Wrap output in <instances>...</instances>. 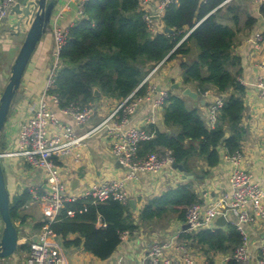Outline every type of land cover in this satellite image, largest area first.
<instances>
[{"label":"trees","instance_id":"16d2710c","mask_svg":"<svg viewBox=\"0 0 264 264\" xmlns=\"http://www.w3.org/2000/svg\"><path fill=\"white\" fill-rule=\"evenodd\" d=\"M221 2L179 0L166 8L161 17L164 27L155 31L145 18L140 0H91L86 5L87 17L70 29L52 92L60 96L61 106L93 103L100 98L95 94L96 87L105 96L124 99L159 62L188 56L193 44L197 45L199 53L194 60H181L182 80L200 95L212 87L220 93L230 92L216 125H207L204 112L193 99L169 91L164 106L168 131L150 125L148 130L154 136L140 142L139 154L169 151L174 161L196 173L199 180L204 179L221 162L220 149L226 148L229 154L240 150L246 132L242 125L246 86L240 80L241 59L234 52L237 29L223 22L230 14L237 25L240 6L231 2L223 9ZM255 21V17L248 16L246 24ZM165 27L173 31L165 32ZM226 133L229 136L224 139ZM197 160L204 161L207 168L196 170ZM31 198L29 189L14 198L11 212L15 222L20 219V207ZM195 202L203 203V199L189 181L151 198L141 210L140 219L147 224L175 215L185 221L189 206ZM68 209L75 210L74 216L67 214ZM51 226L62 246L82 248L100 260H108L117 251L122 233L139 227L129 202L94 203L83 198L68 202ZM71 234L77 236L72 239ZM180 241L210 257L233 253L242 244V234L228 223L213 229L182 231ZM29 248V243L19 246L20 250ZM227 264L240 263L230 260Z\"/></svg>","mask_w":264,"mask_h":264},{"label":"crops","instance_id":"0c3cea01","mask_svg":"<svg viewBox=\"0 0 264 264\" xmlns=\"http://www.w3.org/2000/svg\"><path fill=\"white\" fill-rule=\"evenodd\" d=\"M236 2L240 6L239 23L237 25L234 24L230 19V14L225 16L223 22L237 29L234 52L241 59L242 74L240 80L246 86L245 110L242 120V125L246 132L241 146L244 155L243 166L253 173L254 181L264 187V94L255 85L261 72L260 67L264 64V42H262L260 47H256L254 43L255 34L264 32V3L260 5L255 0H234L232 4H236ZM156 3L157 0H152L150 9H153ZM226 6H223V9H226ZM77 11V4L73 0H59L56 5L52 19L53 23L38 43L24 74L21 87L14 98L12 109L1 137V148L4 152L17 150L21 124L30 117L33 108L44 92L49 68L53 60L54 25L57 23L64 28L74 27L79 17ZM248 16L256 18V21L251 25L246 24ZM14 18L15 15L10 12L1 30L0 94L7 84L12 65L29 27V25L22 24L21 30L17 32L16 29L12 28ZM156 23L157 27L159 24L163 25L161 18H158ZM197 55L198 52L194 50L193 53L183 58L184 60H189L190 57L192 61ZM180 60L176 58L165 62L153 78V81L159 89L173 91L184 96L181 90L186 85L183 84L182 80L183 70L180 66ZM174 65H176L175 68ZM175 82L180 83L182 88L172 89L171 85ZM187 86L194 88L192 85ZM206 92L222 95L224 98L230 93H220L214 87ZM200 98H205L206 103L202 104L201 101L195 100L194 103L204 112V116L207 119L210 105L209 98L206 94L200 95ZM120 100L100 93V98L93 102L96 105L95 113L91 120L84 125H78L74 118L63 114L60 108L54 104H51V106L65 123L72 125L78 134H82L98 125L111 113ZM146 103L142 104L138 112L132 116L133 125L146 128L152 125L147 123V117L150 114V102H148L149 104ZM154 125L161 131H168L164 121V109L159 112L157 123ZM220 150L222 153L221 162L211 168L209 175L202 180L198 178L185 179L183 172L173 166L167 167L163 172L156 175L140 172L137 177L127 179L126 188L130 199L135 201L136 208L132 209V211L139 227L122 239L117 251L108 260H100L94 254L79 247H64L61 245L60 239L55 240L69 264H143L145 253L154 242H166L176 235H179L178 240L180 241L185 221H180L174 215L146 224L142 223L140 219L141 210L151 198L161 195L170 188L187 184L189 181L194 184L197 192L202 197L203 204H209L213 200H219L220 198H226L229 201L233 193L229 178L232 163L227 158L229 153L226 148L222 147ZM3 164L7 187L12 201L27 189L30 190L41 186L45 188L47 186L45 172L29 164L24 158L5 155ZM59 164L63 168V177L71 193L81 192L94 181L125 177V169L113 155L105 130L88 139L87 146L82 148L80 161H76L73 156H67L60 159ZM194 164L196 165V170L201 168L205 170L207 168L206 163L202 160H197ZM46 209L47 204L41 200L33 199V196L20 207V219L16 221L19 229L20 245L30 244L36 237L41 229L40 224L45 220ZM3 228L4 223L0 216V234ZM247 230L250 238L249 249L254 258L252 264H257V256L264 245V223L247 225ZM76 236L77 234L69 235L72 239ZM28 252L29 250L26 249H18L12 256L2 258L0 264H26ZM169 253L175 254L177 249H170Z\"/></svg>","mask_w":264,"mask_h":264},{"label":"built area","instance_id":"2783aa9c","mask_svg":"<svg viewBox=\"0 0 264 264\" xmlns=\"http://www.w3.org/2000/svg\"><path fill=\"white\" fill-rule=\"evenodd\" d=\"M18 1L0 0V42L2 41L1 30L13 6ZM73 1L77 4L78 21H81L87 17L86 5L91 0ZM140 1L141 8L145 11V18L155 31L164 27L161 24L157 27L155 16L158 15L161 18L169 5L179 2V0H157L154 8L150 9L152 0ZM233 1L222 0L219 6H226ZM255 1L260 5L264 3V0ZM70 29L61 27L57 23L54 25L53 60L49 68L44 92L33 108L30 117L21 124L17 150L4 153V155L24 158L32 166L42 169L47 179V188L41 186L30 189L33 199L41 200L47 204V209L40 231L30 242L26 264H69L55 241L57 235L51 226L68 202H75L83 198L90 199L94 203L109 200L127 203L130 201V195L126 188L127 179L137 177L140 172L159 174L167 167H171L174 161L169 151L140 155V142L153 138L154 132H150L144 126L132 124V116L145 102H150V114L147 117L148 125L157 123L158 114L164 109L169 98V90L159 89L153 78L162 68L165 60L153 67L128 97L121 99L110 114L86 132L78 134L72 125L65 123L59 117L51 104L59 107L63 114L74 118L78 125L86 124L96 110V105L93 103L84 105L80 102H72L66 106H61L60 96L52 92L56 85V75L62 66L61 54L70 38ZM262 42H264V32H257L254 39L256 47H260ZM260 70L255 85L264 94V64ZM144 86L146 87L145 92L139 93V90ZM205 94L210 102L206 119L207 125L214 127L225 98L211 92ZM104 130L110 141L113 155L125 169V177L94 181L79 193L69 192L59 160L73 156L76 161H80L82 148L87 146L88 139ZM227 158L232 163L229 178L233 193L230 200L220 198L209 204L201 202L191 204L184 222V224H190V228L185 231L195 232L203 228L213 229L218 226L216 225L217 218L224 216L227 224L236 226L241 232L242 244L233 253H215L208 257L179 241V235H176L166 242H154L145 253L143 264H227L230 260H235L240 264L253 263L254 258L249 249L250 238L247 225L264 223V187L254 181L251 171L244 168V155L241 149L228 154ZM67 214L74 216L75 210L68 209ZM129 233V231L122 233V239L126 238ZM170 249H177V253L170 254ZM257 258V264H264V245Z\"/></svg>","mask_w":264,"mask_h":264},{"label":"water","instance_id":"95a60500","mask_svg":"<svg viewBox=\"0 0 264 264\" xmlns=\"http://www.w3.org/2000/svg\"><path fill=\"white\" fill-rule=\"evenodd\" d=\"M59 0H22L18 1L12 8L11 14L15 15L13 29L17 32L21 30V25H29L26 37L18 52V55L12 65L11 73L4 87L0 97V216L4 223V228L0 235V259L12 256L17 252L20 246L19 229L16 222L13 220L11 212V197L7 187L6 174L3 164L4 151L1 148V137L5 125L8 121L14 98L21 87V83L27 67L30 63L32 55L36 50L38 43L41 41L43 35L48 31L52 23L53 15L56 5ZM155 18H159L158 15ZM165 32H172L173 29L165 27ZM172 89L182 88L180 83L175 82L171 85ZM100 89L95 88V94L99 95ZM184 96L195 101H201L202 104L206 103V99L200 98L198 91L191 86H185L182 90ZM229 136L226 133L224 139ZM172 166L183 172L185 179H193L196 173L189 172L183 164L173 161ZM132 209L136 208L135 201H129ZM216 225L226 226V217L220 216L216 220ZM190 224L183 225V230H188ZM97 264V263H91Z\"/></svg>","mask_w":264,"mask_h":264},{"label":"rangeland","instance_id":"374dc122","mask_svg":"<svg viewBox=\"0 0 264 264\" xmlns=\"http://www.w3.org/2000/svg\"><path fill=\"white\" fill-rule=\"evenodd\" d=\"M194 50L196 51V52H198L199 53V48H198V46L197 45H194L193 44V51L191 52V53H193L194 52ZM192 56V55H191ZM177 59H181V60H183V56L182 55H179L178 57H177ZM192 58H190L189 57V60L188 61H190ZM181 60H180V62H181ZM175 64H177V63H175ZM172 65H173V63H172ZM168 66H170V65H168ZM176 67V65H174V68ZM184 84V83H183ZM181 92H182V90H181ZM91 120V119H90ZM193 179H196V177L195 178H193ZM1 260V259H0ZM5 264V263H4Z\"/></svg>","mask_w":264,"mask_h":264}]
</instances>
